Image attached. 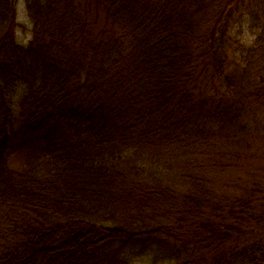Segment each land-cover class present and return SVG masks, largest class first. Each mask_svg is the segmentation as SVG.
<instances>
[{
	"label": "trees",
	"instance_id": "obj_1",
	"mask_svg": "<svg viewBox=\"0 0 264 264\" xmlns=\"http://www.w3.org/2000/svg\"><path fill=\"white\" fill-rule=\"evenodd\" d=\"M0 0V264H264V0Z\"/></svg>",
	"mask_w": 264,
	"mask_h": 264
},
{
	"label": "rangeland",
	"instance_id": "obj_2",
	"mask_svg": "<svg viewBox=\"0 0 264 264\" xmlns=\"http://www.w3.org/2000/svg\"><path fill=\"white\" fill-rule=\"evenodd\" d=\"M17 22H18V29L16 32V38L21 44H26L29 41L30 34L28 33L27 29H29L30 22L27 19L24 5L20 0L17 5Z\"/></svg>",
	"mask_w": 264,
	"mask_h": 264
}]
</instances>
